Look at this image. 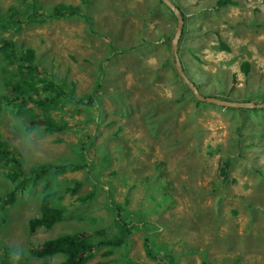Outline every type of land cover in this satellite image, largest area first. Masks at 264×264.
Listing matches in <instances>:
<instances>
[{
  "label": "rangeland",
  "instance_id": "obj_1",
  "mask_svg": "<svg viewBox=\"0 0 264 264\" xmlns=\"http://www.w3.org/2000/svg\"><path fill=\"white\" fill-rule=\"evenodd\" d=\"M172 1L184 20L182 68L198 89L264 102V0ZM12 4L18 22L1 14ZM0 6L6 24L0 23V46L12 41L9 63L0 61V93L12 95L11 107L0 105V140L21 159L0 167V264L18 255L37 260L34 247L69 230L109 225L117 232L109 206L119 203L124 223L146 221L144 231L162 244L156 254L170 253L174 264H264V107L195 100L174 66L168 38L176 20L164 1L0 0ZM24 77L36 81L29 85ZM77 140L85 152L81 143L80 150L70 144ZM42 161L73 167L56 177H87L81 191L97 195L84 201L62 192L69 216L29 231L42 184L29 170ZM19 173L14 189L10 179ZM12 189L13 203H5ZM140 234H127L128 257L162 263L143 253ZM102 250L83 264H100ZM116 257L103 264H122Z\"/></svg>",
  "mask_w": 264,
  "mask_h": 264
},
{
  "label": "trees",
  "instance_id": "obj_2",
  "mask_svg": "<svg viewBox=\"0 0 264 264\" xmlns=\"http://www.w3.org/2000/svg\"><path fill=\"white\" fill-rule=\"evenodd\" d=\"M217 4L228 3L229 0H216ZM15 5H10L6 9L3 10L2 17L4 20H11L13 22H18V20H14L16 15V10H14ZM179 7V5H177ZM1 7V6H0ZM76 8L71 10L74 13ZM24 19L27 21V17L25 11H21ZM40 19L34 17V21L38 22ZM1 23L2 27H6L5 23ZM183 33H185L184 25L182 27L181 41L183 37ZM170 36V34L168 35ZM171 36L168 38L170 40ZM223 44V43H222ZM170 45V41H169ZM4 51H2V50ZM12 50V41L8 40L6 45L2 48L0 46L1 53V62L9 63V60L6 57V53H9ZM21 52V51H20ZM25 55L26 49L24 52H21ZM30 58L36 59V57L31 54ZM248 62H244V69L248 68ZM21 72V69H18ZM29 78V77H28ZM30 81L24 77L22 78L23 82H27L30 85V82H35L36 80L29 78ZM15 88V86L13 87ZM189 90V88L186 86ZM109 95V94H108ZM11 94L0 93V105L5 103V105L10 106V103L6 101V99H11ZM193 97L197 102L202 100L197 99L194 95ZM217 97V96H216ZM200 100V101H199ZM41 102V101H40ZM3 105V104H2ZM14 109V108H13ZM15 110V109H14ZM60 127V126H59ZM45 129L47 132L53 131L52 121H47L45 124ZM64 131L65 125L61 124V128ZM82 144V150L85 152L86 148L84 147V142L80 140ZM79 141L70 142V144L76 145L80 150ZM0 146H8L5 141L0 140ZM13 157V158H12ZM107 158V155H106ZM17 156L11 153L6 149H0V167L7 166L10 163H15ZM92 162H89L87 166H90ZM81 164H77L75 166L76 169L82 168ZM68 169H73V167H67L63 165H56L47 161L36 162L30 167V173L32 174L30 179H33L36 182V179H40L42 181L39 192H37L36 196V205H37V214L30 216L27 221V229L29 231H34L38 227L49 228L59 222L63 221L64 218L68 215V208L62 204V192H69L71 194L81 195L82 200L89 201L92 198H95L97 195L96 190H88L86 193L81 191V187L84 185V182L87 177L75 178L72 177L70 179L57 178V172H62ZM18 174H14L11 176V181L15 183V188H17L21 181L18 179ZM28 178V177H27ZM33 182V183H34ZM10 190L6 194L8 195V199H4L5 203H12L13 199V190ZM111 190H107L109 194ZM33 200V199H32ZM113 200L109 199V203ZM110 209H115L116 213L113 215L114 223L119 227L117 232H111L109 225L99 226L96 225L92 229L80 228L76 230H69L66 232L59 233L53 237L46 238L42 240L39 247H34L31 250V254L37 258V260L28 259L25 261L24 257L18 255L17 259L9 260L8 264H83L87 259H89L92 254L97 250H102L99 255L104 257L100 261V264L107 263L111 258H117L116 255L121 256L122 259L120 261L122 264H136L137 262L132 261L128 257V239L127 234L132 232V229L135 231H141L140 239L141 245L143 248V253L146 254L152 260H160L162 263L156 262V264H174L172 260V256L170 253H157L158 246H162V244H156L154 240L150 239L147 233L144 231L147 227V222L142 221L140 219H136V221L129 220L124 223L123 218H121L120 212L122 209V205L112 204L109 206ZM69 216V215H68ZM124 224V225H123ZM109 229V230H108ZM1 252L10 256V249L7 245H3ZM121 250L119 253L118 250ZM117 252V254H116ZM58 255L61 258L57 260L55 263L48 260L47 257ZM126 255V256H125ZM11 262V263H10Z\"/></svg>",
  "mask_w": 264,
  "mask_h": 264
},
{
  "label": "water",
  "instance_id": "obj_3",
  "mask_svg": "<svg viewBox=\"0 0 264 264\" xmlns=\"http://www.w3.org/2000/svg\"><path fill=\"white\" fill-rule=\"evenodd\" d=\"M167 6L170 8L172 14L174 15L175 18V29L173 32V35L171 37V48H172V53L174 55V60H175V66L176 69L178 71V73L182 76V78L184 79V82H186V84L192 89L194 96L202 101H207V102H212L215 103L217 105H221V106H242V107H246V108H262L264 107V102H260V103H255L253 101H243V102H234V101H228L219 97H212V96H205L203 94H201L197 88L193 85V83L187 78V76L184 74V72L182 71V66H181V62L180 59L178 57V40L181 36L182 33V27L184 25V20L183 17L181 15L180 10L173 4L170 3L168 0H163Z\"/></svg>",
  "mask_w": 264,
  "mask_h": 264
},
{
  "label": "clouds",
  "instance_id": "obj_4",
  "mask_svg": "<svg viewBox=\"0 0 264 264\" xmlns=\"http://www.w3.org/2000/svg\"><path fill=\"white\" fill-rule=\"evenodd\" d=\"M163 1V0H162ZM170 3H173L174 5H177L178 3H175L174 1H172V0H168ZM165 3V2H164ZM166 4V3H165ZM167 5V4H166ZM179 10H180V12H181V9L180 8H178ZM171 11V10H170ZM181 15H182V12H181ZM182 17H183V15H182ZM173 35V34H172ZM172 37V36H171ZM181 37V36H180ZM180 39V38H179ZM170 41H171V39H170ZM170 47H171V44H170ZM172 49V48H171ZM178 50V49H177ZM173 54V53H172ZM178 57H179V54H178ZM173 58H174V55H173ZM179 59H180V57H179ZM180 62H181V60H180ZM174 66H175V60H174ZM181 66H182V64H181ZM175 68H176V66H175ZM22 71V70H21ZM176 71H177V69H176ZM182 71L184 72V70H183V68H182ZM177 73H178V71H177ZM184 74L186 75V73L184 72ZM178 75H180L179 73H178ZM187 76V78L188 79H190L189 77H188V75H186ZM182 77V76H181ZM185 83V82H184ZM15 85H12V88L14 87ZM10 100V99H9ZM16 107H14V109H15ZM0 149H6V150H8V151H10L11 153H13L14 155H16L15 154V152H14V150H13V146L12 145H8V146H0ZM19 161H21V159L19 158V157H17V159H16V161L15 162H19ZM18 175H21L20 173L18 174ZM24 175H27V174H24ZM21 176H23V175H21ZM13 203V202H12Z\"/></svg>",
  "mask_w": 264,
  "mask_h": 264
},
{
  "label": "bare ground",
  "instance_id": "obj_5",
  "mask_svg": "<svg viewBox=\"0 0 264 264\" xmlns=\"http://www.w3.org/2000/svg\"><path fill=\"white\" fill-rule=\"evenodd\" d=\"M177 8H180V7H178L177 5H175ZM179 42V41H178ZM190 80V79H189ZM192 83H193V85L197 88V90L201 93V94H203V95H205V96H212V97H216V96H214V95H206V94H204V93H202L199 89H198V87H197V85H195L194 84V82L192 81V80H190ZM189 87V86H188ZM190 88V87H189ZM191 89V88H190ZM192 90V89H191ZM193 92V91H192ZM194 94V93H193ZM220 98V97H219ZM198 99V98H197ZM223 99V98H222ZM225 100H228V99H225ZM228 101H234V102H243V101H238V100H233V99H231V100H228ZM210 103H212V102H210ZM239 107V106H238ZM13 158V157H12ZM14 188V187H13ZM12 191V190H11Z\"/></svg>",
  "mask_w": 264,
  "mask_h": 264
}]
</instances>
